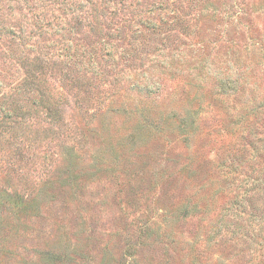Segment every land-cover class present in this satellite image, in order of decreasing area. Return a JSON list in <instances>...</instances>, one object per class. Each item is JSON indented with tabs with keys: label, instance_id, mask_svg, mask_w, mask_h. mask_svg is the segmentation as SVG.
<instances>
[{
	"label": "rangeland",
	"instance_id": "obj_1",
	"mask_svg": "<svg viewBox=\"0 0 264 264\" xmlns=\"http://www.w3.org/2000/svg\"><path fill=\"white\" fill-rule=\"evenodd\" d=\"M0 264H264V0H0Z\"/></svg>",
	"mask_w": 264,
	"mask_h": 264
}]
</instances>
